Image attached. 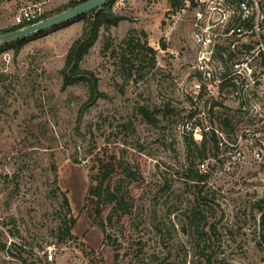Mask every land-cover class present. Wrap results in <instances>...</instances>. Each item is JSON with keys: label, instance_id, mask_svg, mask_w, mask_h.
Returning a JSON list of instances; mask_svg holds the SVG:
<instances>
[{"label": "rangeland", "instance_id": "obj_1", "mask_svg": "<svg viewBox=\"0 0 264 264\" xmlns=\"http://www.w3.org/2000/svg\"><path fill=\"white\" fill-rule=\"evenodd\" d=\"M72 1L0 0V30L23 8L55 14ZM181 7L115 0L124 18L81 61L106 94L86 107L87 83L63 87L61 73L83 19L31 34L17 53L2 45L0 264H264V113L202 102ZM103 161L128 193L127 209L103 205L106 231L90 193Z\"/></svg>", "mask_w": 264, "mask_h": 264}, {"label": "built area", "instance_id": "obj_2", "mask_svg": "<svg viewBox=\"0 0 264 264\" xmlns=\"http://www.w3.org/2000/svg\"><path fill=\"white\" fill-rule=\"evenodd\" d=\"M181 9L190 17L194 88L202 102L264 113V0H182ZM43 14L23 8L15 24L35 22ZM200 165L205 169L204 162Z\"/></svg>", "mask_w": 264, "mask_h": 264}, {"label": "trees", "instance_id": "obj_3", "mask_svg": "<svg viewBox=\"0 0 264 264\" xmlns=\"http://www.w3.org/2000/svg\"><path fill=\"white\" fill-rule=\"evenodd\" d=\"M83 1L86 0H79V1L73 0L71 4L66 5L64 8L59 9L57 12H60L66 9L67 7L79 4ZM114 2L115 0H109L103 5V7L100 10L89 11L87 13L81 14L73 18L72 20L63 23L64 25H67L76 19H83L85 22V28L83 33L73 41L72 45L70 46L67 52L64 66L61 69V73L63 77V87H67L69 85L80 82L87 83L89 88V98L87 102L84 104L85 107L88 104L95 103L99 98L106 97V94L99 89L97 76L94 74L93 71L83 68L81 66V61L83 60L84 56L88 53L89 49L93 46L94 42L96 41L100 28L103 25L118 24L124 18V16L116 14L113 11ZM178 3L176 4V6H178ZM49 15L52 14L45 12L42 18L47 17ZM25 24L27 23L15 24L9 28L0 30V34L8 31H12L14 29L24 26ZM55 27L56 26H53V28ZM45 32H46L45 29L40 30L38 32H35L34 35L38 36ZM29 37L30 35L9 42L4 46H8V47L13 46L15 48V52L17 53L21 49V47L25 44V42L29 39ZM1 47L2 46H0V48ZM149 50L152 51V48H149ZM190 142L194 144L196 147L198 146L199 143L203 146L205 144V134L203 135L202 140L199 141L196 139L194 140V136L191 133ZM204 151H202L200 155L203 156ZM113 171H114L113 163L103 161L101 164V175L99 177V182L97 183L96 186L92 187L90 190L91 191L90 193L95 197L94 202L96 204V208H95V213L97 217L96 222L102 227L103 231H106L105 224L102 220L103 205L111 204L114 207V210L116 211L123 208L127 209L126 205H127L128 193L122 192L120 185L117 184L112 185L109 182L110 178L112 177ZM200 179H203V176H200ZM63 201L70 210L69 199L66 194H64L63 196ZM112 220H113V216L109 215L108 222L112 223ZM74 223H75V219L71 217L69 223L64 228H61L62 237L64 235H68V236L72 235L71 229ZM262 223L264 225V213L262 215ZM105 239L106 240L108 239L107 234H105ZM117 256L118 254H116V258Z\"/></svg>", "mask_w": 264, "mask_h": 264}, {"label": "water", "instance_id": "obj_4", "mask_svg": "<svg viewBox=\"0 0 264 264\" xmlns=\"http://www.w3.org/2000/svg\"><path fill=\"white\" fill-rule=\"evenodd\" d=\"M107 1L109 0H86L79 4L67 7L66 9L58 13L41 18L40 20L26 24L12 31L1 33L0 46L18 40L20 38H24L40 30H44L46 28L53 27L59 24H63L89 11L92 10L98 11L103 7V5Z\"/></svg>", "mask_w": 264, "mask_h": 264}]
</instances>
